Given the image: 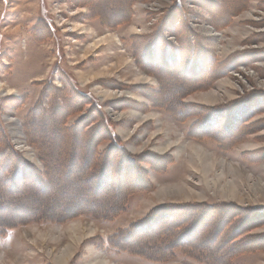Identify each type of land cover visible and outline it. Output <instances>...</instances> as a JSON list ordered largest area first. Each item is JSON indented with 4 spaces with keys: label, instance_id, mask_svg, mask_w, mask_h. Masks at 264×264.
<instances>
[{
    "label": "rangeland",
    "instance_id": "1",
    "mask_svg": "<svg viewBox=\"0 0 264 264\" xmlns=\"http://www.w3.org/2000/svg\"><path fill=\"white\" fill-rule=\"evenodd\" d=\"M105 1L0 0V129L4 147L24 161L18 170L26 185L19 192L30 187L21 200L0 183V194L24 203L15 213L0 202V224L37 208L83 212L0 227V264H59L67 246L74 251L65 264H92L97 254L109 264H264V0ZM225 3L241 9L231 17ZM214 90L216 101L200 99ZM36 105L48 118L33 133L27 120ZM8 118L18 120L32 158ZM52 119L56 139L47 128ZM206 120L214 126L202 125ZM77 122L76 173L55 175L52 190L32 187L35 174L47 180L46 161L56 169L64 160L61 137L70 132L62 128ZM110 132L140 165L116 160L108 178H82L81 157L98 170L108 154H119L108 150ZM193 146L214 167L209 158H196ZM228 182L236 195L221 191ZM132 185L140 189L126 192ZM39 197L49 199L36 205ZM118 198L114 215L86 214L94 205L102 207L94 214H111ZM238 220L239 231L231 234ZM142 222L150 235L135 229ZM77 223L88 228L81 241L70 230ZM250 234L247 251L232 253ZM120 241L142 244L145 256L120 248ZM168 242L198 244L201 253L186 254L181 245L165 256L171 259L155 261L161 258L154 252L169 253Z\"/></svg>",
    "mask_w": 264,
    "mask_h": 264
},
{
    "label": "trees",
    "instance_id": "2",
    "mask_svg": "<svg viewBox=\"0 0 264 264\" xmlns=\"http://www.w3.org/2000/svg\"><path fill=\"white\" fill-rule=\"evenodd\" d=\"M101 4H103L104 6L107 5V3H106L105 0H101ZM224 7H225L224 9L226 11L225 14H228L231 17H233L234 14L236 13L234 11L237 9V7L239 8L238 5H234L233 6V10H231L232 7L230 6V8H229V4H226ZM239 9H241V8H239ZM52 107H53V105H52ZM72 107L73 106H71V108ZM42 112H43L42 111V108L39 105H36V107L32 110L30 116L28 117L27 125H28V127H29L30 130L31 129L33 130V133L35 131H37L38 128L43 127V124L42 123L47 121L48 115L46 116ZM35 119H37V121H39V122L35 121ZM214 124L215 123L211 122L210 120H206L205 123H202V125H206V127H209L210 125H213L214 126ZM56 125H57L56 124V121L54 119H52L51 122H50V125L47 126V128L50 131V134L52 133V135H50V137L52 139L58 138L57 137L58 135H56V133H55L56 131H58ZM64 127L65 128H62V131H64L63 129H65L68 132H70V134H66V137H61L62 144H61V146H60L59 149H60V155L64 158V160L61 163L58 162V164H56L57 166H56V169H55V167H54L53 164H52V166L49 165V160H50L49 159L48 161H46V163H47L46 164V166H47V175H46L47 180L44 181V179L42 177H40V174H39V176L35 174V177H34V179L32 181V184H33L32 186H34V185H40L41 186V189L43 191H45L46 189H48V190H50V189L52 190L53 189V186L54 185L52 183L54 181V176L55 175L56 176H58V175H60V176L66 175L68 177V176H70L71 172H75L72 167H74L75 161L78 160V157L75 156V152H76V148H77V146H75V144H76V142H75L76 141V138L75 137H76V133L79 131L80 122L75 123L73 125V127H71V128H67L66 126H64ZM67 131L66 132H62V133L63 134L64 133H67ZM1 132H2V130L0 129V147L2 148L6 144H5L4 138L2 136L3 134ZM90 138H91V136H90ZM105 140H109L110 141V145L108 146L109 147L108 150H111L112 149L113 152H116V153L118 152L119 154H113V153L112 154H108V162L107 163H104L103 162V164L100 163L98 170L96 169V163L95 162H93L90 165H87L88 164L89 157H81L82 158V160H81L82 162H79L80 168H78V171L79 170L81 171L82 178H87L89 176H90V178H92L94 176L93 179L95 178L97 180V179H99V177H100L101 174H102L103 178H108L109 177V174H111V171H113L112 168H110V166L113 165L114 161H115V164H116V160H123L124 159L123 161L128 160L129 162L131 161L133 164H134V162H136V164L140 165L139 161L134 156L129 155L127 151L124 152V149L122 147V143L111 132H110V134L108 133V135H107V137H106ZM42 156L43 157H46V155L45 156L42 155ZM104 157H105V155H104ZM0 158H1L0 159L1 160L0 161V164L1 165L0 166H2V169L0 170V172L3 171L2 174L0 173V175L4 178L0 183H2V185H5V186L8 185L10 187V190L11 191L14 190V192H17V193H12V195L14 194L13 196L16 195V198L17 197L18 198L20 197L21 200H22V198L25 197L26 193H28V189H30V187L28 186L23 191L19 192L20 188H22L24 185H26L24 175L22 174L23 172H19L20 170H18L19 169L18 167H20V169L23 168L22 170H24L25 165L23 164V162H24L23 159L19 156V154L15 153V151L12 150L10 147H4V148L0 149ZM140 172H142V171H140ZM49 175H51L52 180H49L51 178V177L49 178ZM8 177H9V180H8ZM146 177L147 176L144 175V178H146ZM36 178H37V180H35ZM103 181L104 180L102 179V180H99V182L98 181L96 182V184L99 183L98 184V187L100 186L99 192H100V190L104 186L102 184ZM137 189H140V188L136 187V185L133 187V185H132V186H130L127 189L126 192L132 191V190H137ZM7 197L9 198V200H8ZM123 198H121V199L123 200ZM42 199H44V201H47V199H49V198H44V197L36 198V199H34L35 204L36 205L39 204ZM121 199L118 198V202L113 207L114 212L111 213V214L106 215V214H103V213H100V212L94 214L93 211H95V210L98 211V210L102 209V207H99L97 205H94V207H91V206L88 207V209H91V211L88 212V213H86V214L93 215V216H100V215H103V216H112L118 210V208H116V206L119 204V202H122ZM0 202H2L3 204L5 202L4 205H7L8 208H11L12 207V209H16L17 211H15V213L16 212H19L20 211L19 206L24 204V203L21 204L20 202H19V204H17L16 203L17 201H15V200H13V199L10 198V194H8V195L7 194H5V195L4 194H0ZM0 206H2V205H0ZM31 208L33 209V207H31ZM161 211L164 212V210H161ZM80 214H83V212L81 213V211H80L79 208H76L74 210L71 209V210L67 211V213L65 212V213H62V214H59V215H56V214H54L52 212L50 213V211H48L46 208L45 209L44 208H40V209L37 208L36 209V212L34 214L33 213L32 214L30 213L28 215H25V217L23 219L22 218H20V219L18 218L17 220H15L16 219L15 217H12V219L10 218L11 221H9L8 223L6 222V223L7 224H10V226H14L16 224V222L18 223V221L19 222L22 221V223H23L24 221L30 222V221H38V220H45V219H47V220H49V219L66 220L67 218L75 217L74 215L78 216ZM240 219H241V217L239 218V220ZM239 220L234 225L232 223L233 226L232 225L231 226L233 228V231H231L232 232L231 234L238 233V231H239L238 230V225H239V222H240ZM7 224L6 225H1L0 224V227L6 229V228H8V225ZM242 224H246V223L243 222ZM141 226H142V228L140 230H142V232H144V233H147L146 235H150L149 234L150 233L149 232L150 229L144 228V227L147 226L144 223L143 224H141V223L138 224L135 227V229H139V227H141ZM240 228H243V226L240 225ZM136 232H137V236L139 235L138 233H141V232H139L137 230L135 231V233ZM182 234H183V231H181L179 233V235H178L179 237L177 239H179L182 236ZM140 235H142V234H140ZM251 236H254V235H251L250 234V235L246 236L245 237V238H247L246 241L244 240L245 238L243 240H241L240 242H246V243H244L241 246H237L236 248H234V251L232 253H239V252L247 251V250H245L244 245H250L249 238H251ZM225 237H226V235H224V237L221 240L225 241L224 240ZM148 239H152V238L149 237ZM207 239L208 238L202 240V238H200L198 241L199 242H208ZM165 241L166 240H164V242ZM161 242H163V241H161ZM237 243H238V241L236 242L235 245H238ZM253 244H254V242H253ZM117 245H119L120 248H122V249L131 250V251L135 252L136 254H138L140 256H143V257L145 256V254L143 252L144 250H143V245L142 244L141 245L140 244L139 245H133V246L132 245H129L130 247H127V245H128L127 243H122L120 241L119 243H117ZM151 245H153V244H150V247H151ZM181 245H183L182 246V249H183V251L186 254L189 253V252L196 251L195 250L196 247L199 246L197 244L196 246H190V247L188 246V248H187V245L186 244H180V243L177 244V242H173V243L168 242L165 245V247L169 250V253L166 252V250H160V251L154 252V254H157L161 258V259H157L155 261L164 262L163 260L171 259L172 257L165 258V256H169L170 254L172 256L174 254V251L176 249L180 248ZM184 245H186V248L184 247ZM148 246H149V244H148ZM154 246H155V243H154V245L152 247H154ZM211 247H212V245L211 246L209 245L207 248H209V250H210ZM255 247H258V248L262 249V245H258V246H255ZM200 248H202V250H203L202 253H204V250H206V249L203 247V245ZM196 252L197 253H201L200 250H198Z\"/></svg>",
    "mask_w": 264,
    "mask_h": 264
},
{
    "label": "bare ground",
    "instance_id": "3",
    "mask_svg": "<svg viewBox=\"0 0 264 264\" xmlns=\"http://www.w3.org/2000/svg\"><path fill=\"white\" fill-rule=\"evenodd\" d=\"M185 73V72H184ZM140 75V74H139ZM139 78L141 79V80H144V81H146V80H148V76L147 75H140L139 76ZM151 79V78H150ZM224 80V82L226 83V84H231L232 82H231V80L229 79V78H225V79H223ZM149 81V80H148ZM151 81V80H150ZM2 85H1V83H0V87H1ZM7 92H12V89H8V90H6ZM122 92H124V91H122ZM108 93H110V95H113V93L112 92H110V91H108ZM134 95V94H133ZM138 96H140V95H138ZM219 97H220V95L218 94V92H217V90H214V91H208V92H206V93H203L202 94V96H201V98L200 99H204L205 101H208V102H212V101H216L217 99H219ZM137 113V112H136ZM138 114H139V112H138ZM141 114V113H140ZM155 114V113H154ZM121 115H123V113L121 114ZM151 115V114H150ZM145 116H149V115H146L145 114ZM147 118V117H146ZM14 119V120H13ZM8 118V124H9V126L10 127H12L13 128V130L15 129L16 130V132L18 133V135L16 134L15 135V137H16V141H17V143H21V145H19V146H21V147H23V149L24 150H27V152H28V154L31 156V158H32V151H31V148L29 147V146H27V144L25 143V141H24V136L21 134V131L19 130V122H18V120L17 119H15V118ZM192 149H193V151H194V156L196 157V158H198V159H200V160H202V161H206L208 158L210 159V156L208 155V153L206 152V151H204L201 147H199V146H193L192 147ZM162 151H163V149H162ZM1 159V158H0ZM211 160V159H210ZM214 162L215 161H210L209 162V164H208V166L210 167H214ZM1 165V164H0ZM203 167H206V166H204V165H202ZM207 166V167H208ZM1 170V169H0ZM203 171L205 170V169H202ZM3 172V171H2ZM206 172V171H205ZM204 173V172H203ZM207 173V172H206ZM205 173V174H206ZM207 175V174H206ZM223 175H225V171H224V169H222L221 170V172L218 174V177H223ZM217 177L215 176V178H214V181L213 182H215L214 184V186L216 187V186H218L219 185V182L217 181V179H216ZM143 180V179H142ZM229 184H226V185H224V186H222V190L221 191H225L228 195H231V196H234V195H236L237 194V190H236V188L234 187V185L232 184V183H230V182H228ZM33 187V186H32ZM179 188H181V189H183L182 187H179ZM168 189L169 188H163V190H162V192H163V194H169L170 192L168 191ZM230 193V194H229ZM173 194H175V193H173ZM172 194V195H173ZM27 201V200H26ZM70 230L72 231V233H73V236H74V238L75 239H77L78 241H81L82 240V238H83V236H84V234H85V232H87L88 231V228H86V226L84 225V224H79V223H77V224H74L73 226H71L70 227ZM95 232V229L91 232V234H93ZM91 250H94L93 248H91L90 249V251ZM74 250H72L71 249V247H69V246H67L65 249H64V251H63V253L60 255V256H58L57 255V262L59 263V264H65L69 259H70V257H71V254H72V252H73ZM95 257V261L92 263V264H109V261L107 260V259H105L104 257H100V255L99 254H97V256H94ZM1 259V258H0ZM56 259V258H55Z\"/></svg>",
    "mask_w": 264,
    "mask_h": 264
}]
</instances>
